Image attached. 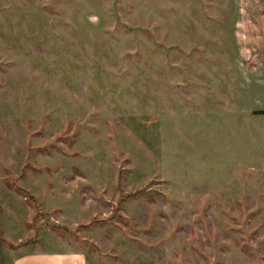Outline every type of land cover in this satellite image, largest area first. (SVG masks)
Returning <instances> with one entry per match:
<instances>
[{
    "label": "rangeland",
    "instance_id": "374dc122",
    "mask_svg": "<svg viewBox=\"0 0 264 264\" xmlns=\"http://www.w3.org/2000/svg\"><path fill=\"white\" fill-rule=\"evenodd\" d=\"M33 238L264 264V0H0V264Z\"/></svg>",
    "mask_w": 264,
    "mask_h": 264
},
{
    "label": "crops",
    "instance_id": "0c3cea01",
    "mask_svg": "<svg viewBox=\"0 0 264 264\" xmlns=\"http://www.w3.org/2000/svg\"><path fill=\"white\" fill-rule=\"evenodd\" d=\"M33 239L15 244L19 253L12 258V264H90L89 257L82 247H75L69 243H66L68 245L66 248L60 247L62 243L59 240L46 242L56 243L57 245H53L56 249L41 244L40 241H43L41 238Z\"/></svg>",
    "mask_w": 264,
    "mask_h": 264
}]
</instances>
